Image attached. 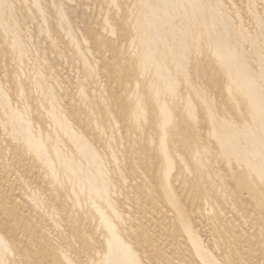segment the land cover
<instances>
[{
  "label": "bare ground",
  "instance_id": "1",
  "mask_svg": "<svg viewBox=\"0 0 264 264\" xmlns=\"http://www.w3.org/2000/svg\"><path fill=\"white\" fill-rule=\"evenodd\" d=\"M0 264H264V0H0Z\"/></svg>",
  "mask_w": 264,
  "mask_h": 264
}]
</instances>
